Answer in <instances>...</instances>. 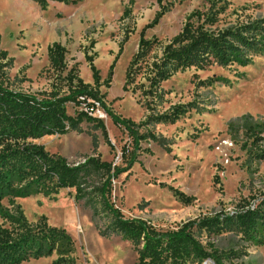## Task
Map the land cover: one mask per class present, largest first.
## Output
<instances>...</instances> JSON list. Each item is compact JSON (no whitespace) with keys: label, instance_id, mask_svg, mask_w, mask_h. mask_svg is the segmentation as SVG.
Here are the masks:
<instances>
[{"label":"rangeland","instance_id":"rangeland-1","mask_svg":"<svg viewBox=\"0 0 264 264\" xmlns=\"http://www.w3.org/2000/svg\"><path fill=\"white\" fill-rule=\"evenodd\" d=\"M205 2L49 0L42 7L35 0H0V48L11 59L7 72L14 86L32 92L50 90L54 79L52 70L48 71V47L60 42L68 51V67H75L85 82L94 83L86 56L93 57L102 82L112 71L109 85L104 83L100 91L115 113L139 123L174 105L188 108L173 123L148 125L163 144L143 142L148 151L113 182L112 200L123 214L146 219L161 230L177 229L189 220L220 212L232 213L244 199L264 195V159L255 157L251 142L252 132L257 133L264 149L263 49H250L245 66L214 63L177 72L161 84L162 95L152 102L153 109L140 90H124L126 70L138 50L142 31L146 38L155 37L165 44ZM224 6L220 29L255 21H263L264 26V0H227ZM161 11L165 13L154 22ZM161 45L151 55H161ZM139 82L146 83L141 77ZM80 109L68 105L71 115ZM94 115L103 120L113 147L101 128L86 121L67 134L46 135L35 142L70 162H80L87 155L120 162L122 147L130 140L127 132L103 110L97 109ZM25 183L10 185V193L0 204V226L12 231L0 264H58L60 259L66 264L138 263L131 241L100 234L91 210L75 200L74 189L48 194L30 190L18 195V188ZM173 189L193 200H180ZM49 226L62 228L71 236V252L65 243H56L52 254L35 256L37 250L50 246L44 233ZM195 235L208 250L213 243L224 254L226 264H264V245L247 241L236 228L213 237L196 229ZM229 252L238 253L237 257ZM202 264L214 263L205 260Z\"/></svg>","mask_w":264,"mask_h":264},{"label":"trees","instance_id":"trees-1","mask_svg":"<svg viewBox=\"0 0 264 264\" xmlns=\"http://www.w3.org/2000/svg\"><path fill=\"white\" fill-rule=\"evenodd\" d=\"M35 1L45 7L49 0ZM226 1L206 0L202 8L188 15L181 31L165 44L155 37L146 38L143 30L138 50L126 70L124 90H140L148 107L153 109L152 102L162 95L161 84L179 71L192 67L204 69L214 63L248 65L246 53L250 49L264 50L263 21L220 29L218 22ZM164 11L157 13L154 22L162 17ZM159 45L162 46L161 55H151ZM67 52L60 42L48 47V71L52 70L54 79L52 88L32 92L14 86L7 72L11 59L8 52L0 48V204L11 191L8 187L20 181L29 187L18 188V195L27 194L30 190L48 194L50 191L57 193L61 189H74L75 200L82 201L91 210L101 235L120 236L132 242L138 253L137 264H187L190 261L202 264L205 260L226 264L224 254L219 253L213 243H210L211 250L202 245L195 235L196 229L213 237L236 228L247 241L264 245V195L244 199L232 213L220 212L189 220L177 229L161 230L146 219L126 217L112 200L114 180L148 151L143 148V142L163 144L148 125L173 123L186 114L188 108L174 105L162 114H149L139 123L123 117L112 110L105 100L106 94L100 91L101 85H109L112 71L102 82L93 57L86 56L94 80L93 84L87 83L75 67H68ZM138 77L144 78L147 84L137 83ZM69 104L81 108L76 115L69 114ZM97 109L103 110L129 136L130 140L122 147L120 162L104 161L100 155H87L80 162H70L65 156L51 153L43 144L35 142L46 135L67 134L86 121L101 128L106 142L113 147L103 120L94 115ZM252 134L255 157L264 159L260 137L257 133ZM173 190L180 200L186 203L193 200L183 192ZM10 231L0 226V263L10 245ZM44 233L50 246L37 250L35 256L52 254L56 243H65L67 251H72L73 240L62 228L49 226ZM229 254L237 257L238 253ZM61 263L66 264V261L58 260V264Z\"/></svg>","mask_w":264,"mask_h":264},{"label":"bare ground","instance_id":"bare-ground-1","mask_svg":"<svg viewBox=\"0 0 264 264\" xmlns=\"http://www.w3.org/2000/svg\"><path fill=\"white\" fill-rule=\"evenodd\" d=\"M106 117V116H105ZM110 264V263H109Z\"/></svg>","mask_w":264,"mask_h":264}]
</instances>
